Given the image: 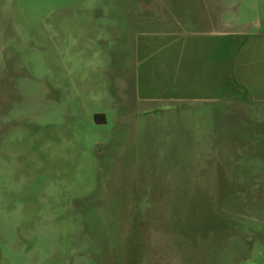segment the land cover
Returning a JSON list of instances; mask_svg holds the SVG:
<instances>
[{
	"label": "rangeland",
	"instance_id": "rangeland-1",
	"mask_svg": "<svg viewBox=\"0 0 264 264\" xmlns=\"http://www.w3.org/2000/svg\"><path fill=\"white\" fill-rule=\"evenodd\" d=\"M257 2L0 0V264H264Z\"/></svg>",
	"mask_w": 264,
	"mask_h": 264
},
{
	"label": "crops",
	"instance_id": "crops-1",
	"mask_svg": "<svg viewBox=\"0 0 264 264\" xmlns=\"http://www.w3.org/2000/svg\"><path fill=\"white\" fill-rule=\"evenodd\" d=\"M249 9H251V12L252 13L258 15V20H259V15L261 14V12H264V11H261L262 9L260 8V3L259 2H257L253 6H249ZM246 11H247V9H246ZM247 12H249V11H247ZM176 15H178V16H176ZM184 15H185V13L182 12L181 7L180 8L178 7L177 10L174 12V14H172V17L175 18V20H177V19L179 20L180 18H183ZM258 20H257V23H260L261 20L260 21H258ZM215 21L217 22V24H216L217 27H219V25L220 26H223V24H224L223 20H220L218 18H216ZM259 28L260 27H256V29H258V30H259ZM176 29H179V27L177 28V27H167V26H164V32H163V34L168 36V39H169L168 44H169V46H170V44L171 45L172 44H175V46H173L174 49H173L172 52H175L176 54H178V53L180 54L181 52H184L186 50V47H185L186 46V43L184 41H181V37H180L181 33L177 32ZM259 32L257 30H255L254 33H253V35H257V33H259ZM195 42H197V41H195ZM192 44H194V43H192ZM195 44H197V43H195ZM174 61L179 62V58L177 60H175V58H174V60L172 62H174ZM169 63H171V62H169ZM177 82H178L177 80H174L173 79V81H172V83L170 85H172V87H175L176 84H177Z\"/></svg>",
	"mask_w": 264,
	"mask_h": 264
},
{
	"label": "trees",
	"instance_id": "trees-1",
	"mask_svg": "<svg viewBox=\"0 0 264 264\" xmlns=\"http://www.w3.org/2000/svg\"><path fill=\"white\" fill-rule=\"evenodd\" d=\"M93 119L98 124H103L104 123V117H103V114H101V113H95L93 115Z\"/></svg>",
	"mask_w": 264,
	"mask_h": 264
},
{
	"label": "water",
	"instance_id": "water-1",
	"mask_svg": "<svg viewBox=\"0 0 264 264\" xmlns=\"http://www.w3.org/2000/svg\"><path fill=\"white\" fill-rule=\"evenodd\" d=\"M99 146H100L99 144H96V145H95L94 148H95L96 151L98 150V147H99Z\"/></svg>",
	"mask_w": 264,
	"mask_h": 264
}]
</instances>
